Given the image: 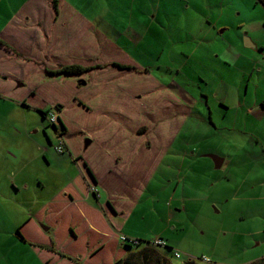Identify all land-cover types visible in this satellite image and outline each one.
Returning <instances> with one entry per match:
<instances>
[{
    "label": "rangeland",
    "instance_id": "obj_1",
    "mask_svg": "<svg viewBox=\"0 0 264 264\" xmlns=\"http://www.w3.org/2000/svg\"><path fill=\"white\" fill-rule=\"evenodd\" d=\"M146 1L60 0L66 23L110 30L98 64L138 66L118 69L116 86L108 82L117 75L98 69L47 75L56 64L41 25L53 21L52 1L0 0V41L13 49L0 50V170L20 176L24 169L31 192L47 198L68 175L85 178L88 167L100 202L122 208L129 239L142 241L129 249L130 260L131 252L158 249L167 264H264V7L256 0H173L178 11L167 17ZM212 49L220 65L215 58L203 63ZM255 57L262 61L253 70ZM78 58L95 65L86 52ZM123 88L129 103L117 94ZM100 100L120 107L103 119ZM126 104L131 109L121 110ZM47 111L56 114L55 125ZM123 134L131 136L128 184L115 182L124 171L102 155L107 139ZM87 139L93 144L86 149ZM213 157L223 160L220 168ZM156 239L166 246H153Z\"/></svg>",
    "mask_w": 264,
    "mask_h": 264
},
{
    "label": "crops",
    "instance_id": "obj_2",
    "mask_svg": "<svg viewBox=\"0 0 264 264\" xmlns=\"http://www.w3.org/2000/svg\"><path fill=\"white\" fill-rule=\"evenodd\" d=\"M51 1L54 9L53 21L47 23L44 22L41 26L44 28L45 35L49 40L47 57H50L56 66L60 65V67H62L73 64L81 65L78 64V57L82 56V54L86 52L91 57L90 60L95 61V65H82L85 67L101 66L112 63L128 66V68L131 70H133L134 67H138L134 64L119 63L116 61L98 64V62H101L99 58L103 53L104 45L109 43L105 35L108 33L104 32H109L110 30H105L103 25L93 28L91 24L88 23H66L60 14V0L57 1V9L53 4V0ZM144 2L146 3L147 1L144 0ZM154 11L160 15L163 13V15L169 17V14H173L178 10L173 4V0H155ZM146 15L144 16L143 21H150L151 18ZM167 17H165V19H168ZM152 20H155L154 17H152ZM216 28L217 27H215L214 30ZM0 50L13 55L9 52L13 49L6 45V43L3 41H0ZM70 53L75 54V56L71 57V59H67L66 56H69ZM216 54L218 53L212 49V51L204 57L203 63L209 62V58H215ZM218 55L221 57L220 54ZM192 56L201 58L199 55H196V50L193 51ZM219 57L217 59L215 58V62L217 61L220 65ZM261 61V58L255 57L250 60L249 67L255 70L258 65H261ZM221 65L223 66L227 64L222 63ZM56 66L54 68L46 69V73L47 70H57ZM118 69L122 72L128 70L112 65L104 69L99 68L98 70L104 74L107 73V75H117L110 78L109 80L111 82H108V84H116V86H118ZM63 84H65V82H63ZM129 89L131 88L129 87ZM118 91L119 92L117 94L124 93L126 103L131 101L130 96H126L129 93L127 92L129 91L128 89L123 88V92H121V90ZM97 94L99 98L102 96L104 97V93H100L98 91ZM100 102L102 104L101 107L106 109L101 115L102 118L105 115V118L103 119L108 118L107 111H109L110 108L120 107L117 104L111 102L105 103L102 100H100ZM124 109H131V104L122 106L121 110ZM210 113H212V110ZM210 122L213 123L212 119H210ZM125 137L128 138V144H123L122 142V139ZM94 140L101 144V140L103 139L99 138ZM107 140H109V142L102 145V155L112 159V163L119 165L121 167V172L124 171L123 174H120L126 178L120 176L119 178L121 180L119 181L115 177V182L119 184H122L123 182L124 184H128L129 181L131 182V136H124L123 134L118 136V138L113 139V137H110ZM165 140H167L166 137L163 139V141ZM91 144H93V140H91ZM154 149H156V147H154ZM8 155L7 157L11 156ZM134 155L136 156V153H134ZM3 156V154L0 155L2 161ZM7 160L9 159L7 158ZM86 171H88V175L92 177L94 184L90 183L87 179L88 175L86 176ZM86 171L83 173L85 177L83 179H86L85 182H87L89 187H91V191L83 198V202L77 203L59 201L51 207L50 211H47V207L57 196V194L62 192L66 187L70 186L76 178H82V176H78L79 174L73 177H71V174L68 175L67 179L63 182V185L54 190L49 197L45 198L40 197L35 192H31V180L24 179V169H20V176H17L14 171H10V173L5 175L4 171L0 170V264H77L76 262L62 258L59 254L55 253L49 248L52 244L51 238L45 235V232L48 231L43 229L42 225L40 224V221L45 219L52 220L54 214H56V216H64V213L71 215V218L75 223H77V219L80 220L81 224L78 225V232L80 239L83 240L85 245L86 240L91 238V236L93 238L97 236V238L106 240V249L102 250L100 253H97L96 250H94L96 248V243L94 239L91 238V250L87 249L88 251L84 252L82 247H79L81 250H72L76 243L72 239L68 238L66 243L67 247L61 246V243L57 242L56 246L60 251L63 249V251L70 256L77 253V251L78 253H84L83 256H80L81 258L79 257V260H81L80 263L85 261L86 264H112L114 261L120 258L126 259L129 249H119L120 247L123 248V244H121L119 235L123 234L127 238H132L131 227L127 226L130 216H127L128 218H126L124 221L123 217L125 214L122 208H119V206L116 207L113 203L111 204L110 201H107L106 203L100 202L101 199H99V193L96 190L97 188H95L97 185V180L93 172L88 167ZM109 175H111V172H109ZM125 191H129V189ZM91 192L93 193L94 197H96L98 204H101L100 207L96 206L93 204L94 202L91 201ZM128 203L131 205V201ZM47 215H51L52 217H46ZM119 219H122L123 222H121ZM19 228L23 232L24 236L31 242H34V244L31 245L30 243L21 239L18 233ZM119 243L120 247L118 246ZM40 244L45 246V248H40L37 246ZM117 249H119L121 252L117 251ZM110 250H114V252H111V255L109 254ZM151 251L152 253L149 250L139 253L131 252V264H138L140 263L139 260L145 261L143 264H167L166 254H164L163 251L160 252L158 249ZM149 255L152 257L147 259L146 257Z\"/></svg>",
    "mask_w": 264,
    "mask_h": 264
},
{
    "label": "trees",
    "instance_id": "obj_3",
    "mask_svg": "<svg viewBox=\"0 0 264 264\" xmlns=\"http://www.w3.org/2000/svg\"><path fill=\"white\" fill-rule=\"evenodd\" d=\"M58 0H53V4L55 6V8L57 9L58 7ZM258 3H260L261 5H263L264 7V0H256ZM110 65L112 66H116L119 67L121 69H129L128 66L125 65H121V64H117V63H112V64H104L101 66H92V67H85L82 65H77V64H73V65H66V66H62L57 70H47V74L51 75V76H58V75H66V76H79L82 75L84 73H88L90 71H93L95 69H104L109 67ZM133 68V67H131ZM135 69V67H134ZM43 115H45V112L42 113ZM90 187L87 184V182H85V180L83 178H76L73 183L66 187L60 194H58L53 201L50 203V205L47 207L48 210L50 211L51 207L56 204L59 201H68V202H77V203H81L83 202V198L88 195V193L90 192ZM81 205V204H80ZM82 206V205H81ZM46 217H52L51 215H47ZM71 215H67L66 213H64V216L59 215L56 216V214H54L52 220L49 219H45L43 221H40V224L42 225L43 229H45V227L48 226V232H45V234L52 232L53 233V237L51 238L52 244L50 245V249L52 251H54L55 253L59 254L62 258H65L67 260H74L73 256L68 255L67 253H65L63 251V249L60 251L57 248V242L61 243V246L67 247L66 243H67V239L70 238L72 239L76 245L75 247L73 246L72 250H81L79 247H82V250H91V243H92V239L89 238L88 240H86V245L83 243V240L80 239L79 236V232H78V224H76L72 218ZM59 222V224H58ZM77 225V226H76ZM76 231V232H75ZM18 233L19 236L21 237V239L25 242L30 243L31 245L34 244V242H31L30 240H28L23 232L21 231V229H18ZM79 240H82L81 242H79ZM97 242L96 243V248L94 250H96L97 253L102 252V250L106 249V240L97 238ZM141 241V240H140ZM142 243V241H141ZM141 245V244H140ZM139 245V246H140ZM40 248H45V246H42V244L37 245ZM127 249L133 248L134 246L131 245H125ZM138 247V246H137ZM151 253L152 251L149 250ZM95 252V254H96ZM94 254V255H95ZM84 254L79 253L78 254V259H75L74 261H76L77 264H86V262H81V260H79L80 256H83ZM93 255V257H94ZM152 256L149 255L148 257H146L147 259L151 258ZM84 258V257H83ZM140 263L138 264H143V262L145 261H141L139 260ZM131 264V260L126 258V259H118L116 261H114L112 264Z\"/></svg>",
    "mask_w": 264,
    "mask_h": 264
},
{
    "label": "built area",
    "instance_id": "obj_4",
    "mask_svg": "<svg viewBox=\"0 0 264 264\" xmlns=\"http://www.w3.org/2000/svg\"><path fill=\"white\" fill-rule=\"evenodd\" d=\"M47 119L52 124L56 123L58 121L56 114L52 111L47 112ZM56 150L58 153L62 154L64 152V143L60 142L59 146L56 147ZM120 241L123 242L124 245L139 246L141 244L140 240H138V239H131L130 240L126 236H121ZM152 245L155 247H162V246H166V243L162 239H156V240H154ZM175 256L177 258H180L181 254L179 252L175 251ZM204 261H208V260L205 258Z\"/></svg>",
    "mask_w": 264,
    "mask_h": 264
},
{
    "label": "water",
    "instance_id": "obj_5",
    "mask_svg": "<svg viewBox=\"0 0 264 264\" xmlns=\"http://www.w3.org/2000/svg\"><path fill=\"white\" fill-rule=\"evenodd\" d=\"M246 43H247L248 47H254V45L250 41L247 40ZM90 145H91V140L87 139L85 141V148L87 149ZM213 158H214L215 163H216V168H220L222 163H223V160L216 158V157H213ZM45 230L48 231V228H45Z\"/></svg>",
    "mask_w": 264,
    "mask_h": 264
},
{
    "label": "flooded vegetation",
    "instance_id": "obj_6",
    "mask_svg": "<svg viewBox=\"0 0 264 264\" xmlns=\"http://www.w3.org/2000/svg\"><path fill=\"white\" fill-rule=\"evenodd\" d=\"M48 112V111H47ZM47 112H45V115H43L44 116V118H46L47 119ZM62 111H60V113H61ZM47 121H48V119H47ZM48 124L49 125H55L56 123H50L49 121H48Z\"/></svg>",
    "mask_w": 264,
    "mask_h": 264
}]
</instances>
